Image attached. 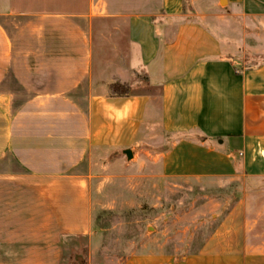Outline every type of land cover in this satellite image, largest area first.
Segmentation results:
<instances>
[{"label": "crops", "instance_id": "obj_1", "mask_svg": "<svg viewBox=\"0 0 264 264\" xmlns=\"http://www.w3.org/2000/svg\"><path fill=\"white\" fill-rule=\"evenodd\" d=\"M224 3L264 31V0ZM186 4L0 0V264H61L65 241L93 233L97 159L126 149L160 177L245 193L198 253L123 264H264L249 240L264 213V60L234 52ZM141 67L153 71L140 87ZM116 82L137 91L114 96Z\"/></svg>", "mask_w": 264, "mask_h": 264}, {"label": "rangeland", "instance_id": "obj_2", "mask_svg": "<svg viewBox=\"0 0 264 264\" xmlns=\"http://www.w3.org/2000/svg\"><path fill=\"white\" fill-rule=\"evenodd\" d=\"M226 6H219L218 0H187L186 10L194 13L190 19L202 21L223 43H236L234 52L241 43L239 54L248 62L264 60L262 25L258 20L231 17ZM141 69V75L153 71ZM139 79L141 87L143 75ZM143 90L154 93L158 106V90ZM95 164L93 233L65 241L61 264H123L133 255L152 253L182 260L199 252L245 193V185L237 181L160 177L152 159L134 156L129 160L121 152L99 157ZM254 192H261L259 198L264 199V189ZM254 218V238L249 240L264 245V213Z\"/></svg>", "mask_w": 264, "mask_h": 264}, {"label": "trees", "instance_id": "obj_3", "mask_svg": "<svg viewBox=\"0 0 264 264\" xmlns=\"http://www.w3.org/2000/svg\"><path fill=\"white\" fill-rule=\"evenodd\" d=\"M111 91L114 96L127 97L130 95V87L119 82L111 84Z\"/></svg>", "mask_w": 264, "mask_h": 264}, {"label": "water", "instance_id": "obj_4", "mask_svg": "<svg viewBox=\"0 0 264 264\" xmlns=\"http://www.w3.org/2000/svg\"><path fill=\"white\" fill-rule=\"evenodd\" d=\"M221 3L223 4L224 3V0H222ZM124 154L126 155L127 159H129V160L133 158V152L130 149H126L124 151Z\"/></svg>", "mask_w": 264, "mask_h": 264}]
</instances>
